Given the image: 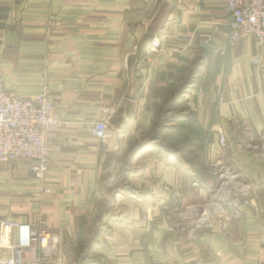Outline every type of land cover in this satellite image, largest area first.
I'll use <instances>...</instances> for the list:
<instances>
[{
    "label": "crops",
    "instance_id": "1",
    "mask_svg": "<svg viewBox=\"0 0 264 264\" xmlns=\"http://www.w3.org/2000/svg\"><path fill=\"white\" fill-rule=\"evenodd\" d=\"M229 18L223 0H0L6 92L33 97L45 84L61 120L42 181L26 160L0 163V222L57 232L58 257L44 264H264V43L229 44ZM109 111L102 143L93 123ZM163 112L199 129V161L139 149ZM212 168L242 185L229 176L217 210L248 186L240 220L200 225Z\"/></svg>",
    "mask_w": 264,
    "mask_h": 264
},
{
    "label": "built area",
    "instance_id": "2",
    "mask_svg": "<svg viewBox=\"0 0 264 264\" xmlns=\"http://www.w3.org/2000/svg\"><path fill=\"white\" fill-rule=\"evenodd\" d=\"M223 2L230 14L227 42L232 44L237 39L253 37L264 43V0H223ZM159 46L160 42L153 38L151 47ZM112 113L113 111H109L108 115L93 123L94 135L102 143L109 135ZM60 123L55 104L45 84L33 97H20L6 92L0 74V163L12 164L19 159L26 160L29 164L30 178L38 182L42 181L50 163L51 145L48 137ZM217 141L221 146L225 144L226 136L222 131H218ZM211 173L217 179L215 193L212 194L214 197L232 173L224 176L215 168L211 169ZM231 177L236 178V182L241 185L236 175ZM191 185L200 186L196 180H193ZM166 189L174 199H178L177 191L168 187ZM230 190L237 191L231 187ZM42 191L48 193L50 189L44 188ZM243 191L238 189L240 197L247 195L248 186ZM238 197L227 202V209L219 207L220 211L225 213L227 222L238 215V213L232 214L229 209L239 202ZM226 199L228 196L220 201V205ZM211 218L217 217L210 214L205 220L199 221L200 225L209 224ZM217 221L224 224V220L217 218ZM13 229L17 230L15 242L11 240ZM0 247L11 250L9 257L0 259V264H44L46 260L58 257L59 240L57 232L47 227H36L19 221H1Z\"/></svg>",
    "mask_w": 264,
    "mask_h": 264
},
{
    "label": "rangeland",
    "instance_id": "3",
    "mask_svg": "<svg viewBox=\"0 0 264 264\" xmlns=\"http://www.w3.org/2000/svg\"><path fill=\"white\" fill-rule=\"evenodd\" d=\"M164 114L165 112H163L162 114L161 113L159 114L156 120V126H155L153 135H151L149 139H147L145 144L140 145L139 149L142 150L146 146L147 147L153 146L158 152L165 153L169 157H175L177 155H180L181 157L190 159L193 162L199 161L201 159V154H202V140H201L202 134L200 133L199 129L193 123H189V122L187 124L176 125L177 122L182 121L180 119L182 117H178L180 116L178 114L169 115V116H165ZM167 126L169 127L174 126V129H172L170 131L171 133L168 135L163 133L164 129ZM232 174H230L229 176L230 177L235 176V173H232ZM240 181L241 180L238 178L239 183H241ZM238 185L239 187L242 186L240 184ZM214 189L211 191L212 194L215 193ZM238 189L239 188H236L237 191L229 189L230 193L228 192V199L224 200L222 205H220L221 207L226 208L227 202L239 196L238 197L239 202L235 206L229 207L230 212H232V214L235 215L236 213H238L237 217L234 218L232 221L240 220L242 218L241 207L246 205V203L248 204L249 202L251 204L253 201L252 198L249 199V197L247 196L240 197L241 195H238L239 194ZM212 201H214L213 196L211 197V201L208 202V204L203 207L202 211L198 213H197V210L195 211V213L199 215L198 216L200 219L199 221H202L207 216L209 217L210 214H214V216L216 217L218 215V217L223 220L226 219L225 213L214 208ZM214 210L216 212H214Z\"/></svg>",
    "mask_w": 264,
    "mask_h": 264
},
{
    "label": "bare ground",
    "instance_id": "4",
    "mask_svg": "<svg viewBox=\"0 0 264 264\" xmlns=\"http://www.w3.org/2000/svg\"><path fill=\"white\" fill-rule=\"evenodd\" d=\"M231 180H232V179H231ZM233 181H234V182H233L234 185H237L236 182H235V180H233ZM233 183H232V184H233ZM223 184H224V183H223ZM222 186H223V185H222ZM224 186H225V185H224ZM227 187H228V186H227ZM225 193H226V191H225ZM218 201H219V200L214 199L213 204H215V203L218 204ZM218 207H219V205H218Z\"/></svg>",
    "mask_w": 264,
    "mask_h": 264
}]
</instances>
